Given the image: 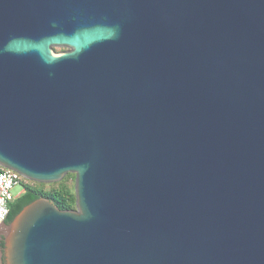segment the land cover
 <instances>
[{"label": "water", "instance_id": "obj_1", "mask_svg": "<svg viewBox=\"0 0 264 264\" xmlns=\"http://www.w3.org/2000/svg\"><path fill=\"white\" fill-rule=\"evenodd\" d=\"M0 164V264H264V0H0Z\"/></svg>", "mask_w": 264, "mask_h": 264}, {"label": "trees", "instance_id": "obj_2", "mask_svg": "<svg viewBox=\"0 0 264 264\" xmlns=\"http://www.w3.org/2000/svg\"><path fill=\"white\" fill-rule=\"evenodd\" d=\"M70 176H73L74 179L76 178L75 174H68L61 182L57 183L58 186H53L50 190L33 187V185H30L31 181L25 180V193L10 205V211L5 223H10L25 206L41 197L49 199L61 210H76L75 185L70 187L67 182Z\"/></svg>", "mask_w": 264, "mask_h": 264}, {"label": "built area", "instance_id": "obj_3", "mask_svg": "<svg viewBox=\"0 0 264 264\" xmlns=\"http://www.w3.org/2000/svg\"><path fill=\"white\" fill-rule=\"evenodd\" d=\"M26 179L17 171L0 164V226L10 211V205L25 191Z\"/></svg>", "mask_w": 264, "mask_h": 264}, {"label": "rangeland", "instance_id": "obj_4", "mask_svg": "<svg viewBox=\"0 0 264 264\" xmlns=\"http://www.w3.org/2000/svg\"><path fill=\"white\" fill-rule=\"evenodd\" d=\"M54 50H55V52L60 53V52L66 51L67 49L66 48H54ZM67 182L70 185V187L74 186L75 185V179H74V177L73 176H70L67 179ZM30 183H31L30 185H33V187L43 188L45 190H50V189H52L53 186H58L57 183H59V182L55 183L57 185H55V184H42V183L36 184L37 182H35V183L33 182L32 183V181ZM22 187H23V189H25L24 184L22 185Z\"/></svg>", "mask_w": 264, "mask_h": 264}, {"label": "flooded vegetation", "instance_id": "obj_5", "mask_svg": "<svg viewBox=\"0 0 264 264\" xmlns=\"http://www.w3.org/2000/svg\"><path fill=\"white\" fill-rule=\"evenodd\" d=\"M24 193H25V191L22 193V195H23ZM22 195H21V196H22Z\"/></svg>", "mask_w": 264, "mask_h": 264}]
</instances>
